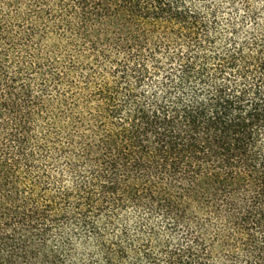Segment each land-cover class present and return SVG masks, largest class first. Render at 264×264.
<instances>
[{"label":"trees","instance_id":"obj_1","mask_svg":"<svg viewBox=\"0 0 264 264\" xmlns=\"http://www.w3.org/2000/svg\"><path fill=\"white\" fill-rule=\"evenodd\" d=\"M0 264H264V0H0Z\"/></svg>","mask_w":264,"mask_h":264}]
</instances>
